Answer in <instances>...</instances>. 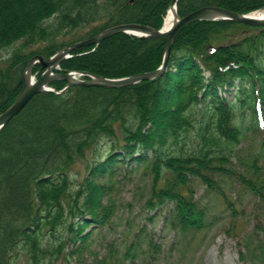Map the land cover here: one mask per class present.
<instances>
[{"label":"trees","instance_id":"16d2710c","mask_svg":"<svg viewBox=\"0 0 264 264\" xmlns=\"http://www.w3.org/2000/svg\"><path fill=\"white\" fill-rule=\"evenodd\" d=\"M171 2L0 0V114L21 92L35 55L49 58L118 24L160 29ZM203 6L250 13L264 0H178V14ZM165 49V37L119 32L76 48L59 71L122 78L160 67ZM42 71L34 66L37 76ZM67 83L50 85L57 91ZM56 91L36 94L0 129V264H55L82 251L95 229L113 221L119 173L149 178L148 219L163 213L182 235L208 226L210 208L196 196L197 180L231 208L235 201L220 182L236 176L264 212V26L195 20L178 33L161 75L125 87ZM257 132L256 154L241 162L245 170L235 168L244 139ZM134 236L123 252L112 245L110 255H97L96 264H138L142 230ZM253 237L247 235L242 257L263 261L264 242Z\"/></svg>","mask_w":264,"mask_h":264},{"label":"rangeland","instance_id":"374dc122","mask_svg":"<svg viewBox=\"0 0 264 264\" xmlns=\"http://www.w3.org/2000/svg\"><path fill=\"white\" fill-rule=\"evenodd\" d=\"M6 58L8 56L4 55L2 60ZM0 64H5V61ZM33 73L35 77L38 75L34 70ZM232 94L229 93V97ZM260 144L261 133L248 134L240 148V160L235 168L245 170L246 165L241 162H251ZM81 169L85 172V168ZM131 175L119 173L115 179L117 212L113 221L102 230L95 229L82 251L68 254L67 259L58 260L55 264H96V256L110 255L112 245L123 252L125 245L130 244L134 234L141 230L143 251L138 252V264H264V260L242 257L247 256L248 234L256 237H253L255 244L258 240L264 242V212L257 205L258 198L238 177L226 176L220 182L226 195L235 201L231 208L220 193L208 190L207 184L196 181V196L210 208L208 226L198 233L182 235L179 230L165 224L163 213L158 214L157 219H148V210L143 206L149 196L150 179L142 174ZM167 206L170 205L162 206V212L168 210ZM154 244H158L159 248H154Z\"/></svg>","mask_w":264,"mask_h":264},{"label":"water","instance_id":"95a60500","mask_svg":"<svg viewBox=\"0 0 264 264\" xmlns=\"http://www.w3.org/2000/svg\"><path fill=\"white\" fill-rule=\"evenodd\" d=\"M173 4L177 5L178 0H172L171 6ZM251 13H240L221 6H203L188 13L185 16H180L178 14V21L176 22L172 30L169 31L164 30V25L162 26V28L157 29L151 25L136 22L123 23L106 28L105 30L101 31L100 33L94 36H91L84 40H80L67 47H64L58 50L54 55L50 56L49 58H45L42 55H35L29 62L27 68L30 66L33 72L34 65L36 63H40L45 69L41 76L36 78L35 81L31 84H27L26 82L25 70L23 74L25 84L21 92L17 96L14 103L6 111L0 114V129L3 128L8 122H10L14 117H16L36 96V94L44 90H54L50 87V83L53 80L63 79L68 82L63 90L58 91L63 92L69 87L76 84L104 87H125L133 85L142 80L155 78L161 75L167 69L174 42L178 33L184 26L195 20L201 19H230L235 20L237 22L247 23L250 25L264 26V19L252 17ZM119 32L133 33L138 36L165 37L166 49L164 54V60L161 66L152 71L136 73L122 78H109L99 74H89V78L81 79L79 77L80 72L78 71H56V68H58L66 58L70 57L72 51L76 48L88 45H97L102 40Z\"/></svg>","mask_w":264,"mask_h":264},{"label":"bare ground","instance_id":"6f19581e","mask_svg":"<svg viewBox=\"0 0 264 264\" xmlns=\"http://www.w3.org/2000/svg\"><path fill=\"white\" fill-rule=\"evenodd\" d=\"M251 16L255 17V18L264 19V10L261 9V10H257L255 12H252ZM178 17H179V15L177 13V5L176 4H173L172 6L170 5V7L168 8L167 14L165 16V20H164V30L165 31L172 30V28L174 27V25L178 21ZM25 78H26L27 84L33 83L36 79L34 73L32 72V70L30 68V66L26 69Z\"/></svg>","mask_w":264,"mask_h":264}]
</instances>
